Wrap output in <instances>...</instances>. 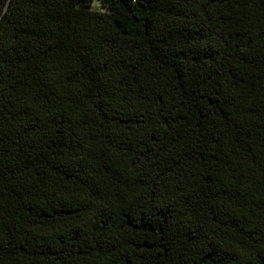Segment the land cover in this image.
Listing matches in <instances>:
<instances>
[{"label":"trees","instance_id":"1","mask_svg":"<svg viewBox=\"0 0 264 264\" xmlns=\"http://www.w3.org/2000/svg\"><path fill=\"white\" fill-rule=\"evenodd\" d=\"M0 264H264V0H0Z\"/></svg>","mask_w":264,"mask_h":264}]
</instances>
